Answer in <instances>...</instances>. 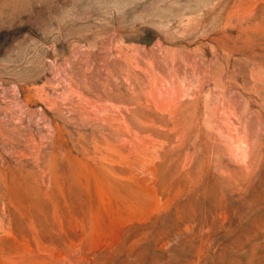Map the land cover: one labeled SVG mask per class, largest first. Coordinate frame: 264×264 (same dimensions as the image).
Listing matches in <instances>:
<instances>
[{"label":"rangeland","instance_id":"1","mask_svg":"<svg viewBox=\"0 0 264 264\" xmlns=\"http://www.w3.org/2000/svg\"><path fill=\"white\" fill-rule=\"evenodd\" d=\"M0 264H264V0H0Z\"/></svg>","mask_w":264,"mask_h":264}]
</instances>
